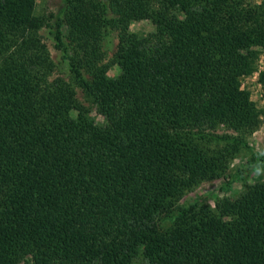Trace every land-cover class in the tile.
<instances>
[{"label": "trees", "instance_id": "obj_1", "mask_svg": "<svg viewBox=\"0 0 264 264\" xmlns=\"http://www.w3.org/2000/svg\"><path fill=\"white\" fill-rule=\"evenodd\" d=\"M36 5L0 0V264H264V186L181 204L206 183L229 187L261 128L241 81L264 53V4ZM142 20L155 30L131 32ZM44 29L70 80L55 76Z\"/></svg>", "mask_w": 264, "mask_h": 264}, {"label": "rangeland", "instance_id": "obj_2", "mask_svg": "<svg viewBox=\"0 0 264 264\" xmlns=\"http://www.w3.org/2000/svg\"><path fill=\"white\" fill-rule=\"evenodd\" d=\"M65 1L66 0H37L35 14L38 16L50 15L52 13L57 14L63 8ZM255 1L260 5L264 4V0ZM154 30V25L147 20L135 21L131 24V32L139 35H147ZM42 34L51 51L52 57L58 66L55 76L70 80L68 64L63 59L61 52L55 48V43L49 35V32L44 29ZM117 44V33H113L107 41V63L114 60ZM262 72H264V53L260 57L258 71L253 76L242 79L241 87L250 91L252 100L264 111V85L260 81V73ZM119 74V66L111 65L109 75L111 77H117ZM80 98L84 101L81 94ZM91 115L95 118L96 122H103V117L98 113L96 108H91ZM262 119L263 123L261 128L250 137V149L241 152V154L230 163L228 178L231 185L229 184V187H227L224 179L206 183L194 192L185 196L181 202L183 206L203 203L216 208L219 199L226 196L234 197L240 195L246 189L245 185L251 187L264 186V161L262 160V158H264V114ZM222 131V128L219 129L220 133H223ZM135 264H148V262L140 256L137 258Z\"/></svg>", "mask_w": 264, "mask_h": 264}]
</instances>
